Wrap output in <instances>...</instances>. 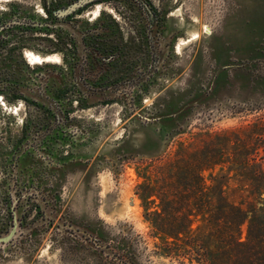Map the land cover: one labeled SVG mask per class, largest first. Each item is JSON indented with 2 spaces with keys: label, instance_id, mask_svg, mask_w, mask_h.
Listing matches in <instances>:
<instances>
[{
  "label": "rangeland",
  "instance_id": "1",
  "mask_svg": "<svg viewBox=\"0 0 264 264\" xmlns=\"http://www.w3.org/2000/svg\"><path fill=\"white\" fill-rule=\"evenodd\" d=\"M40 1L45 0H17V6L26 14H42L40 6L37 12L32 10ZM149 1L163 16L164 40L172 41L168 72L156 87L141 90L138 103H132V90L122 89V103L78 109L65 125L61 120L60 132L74 133L78 143L70 148L75 159L86 165L66 173L57 187L50 188L54 197L50 199L58 218L75 229L31 214L15 242L0 247V264H109L89 242L98 250L112 248L136 264H201L194 255L168 252L172 239L152 225L160 200L155 194L142 196L147 187L157 191L162 185L170 193L169 170L182 163L180 157L205 150L210 140L222 150L219 163L200 170L205 186L221 184L225 197L243 208L264 197L258 191L263 181L251 178L264 165V0ZM7 3L0 1V12ZM114 7L124 12L119 19L123 39L135 40L137 33L123 2L111 0L100 6L109 15L115 13ZM98 9L92 5L78 19L91 22ZM42 23L41 40L31 44L33 37H27L26 45L44 54L56 51L46 28L66 29L68 24ZM25 55L34 67L43 61H50L44 67L57 65V55L30 50ZM195 94L201 96L193 101ZM1 99L0 114L15 137L21 132V117H35L37 112L26 105L24 110L23 106L9 110ZM190 100L191 110L174 128L161 130L152 124L151 115L159 109ZM2 198L0 191V231L6 225ZM90 228L101 231L105 240L90 235ZM163 229L172 228L168 223Z\"/></svg>",
  "mask_w": 264,
  "mask_h": 264
},
{
  "label": "flooded vegetation",
  "instance_id": "2",
  "mask_svg": "<svg viewBox=\"0 0 264 264\" xmlns=\"http://www.w3.org/2000/svg\"><path fill=\"white\" fill-rule=\"evenodd\" d=\"M3 1L9 3L0 12V97L9 110L14 106L24 110L26 105L37 115L21 117V132L13 137L9 122L0 114V191L6 209V225L0 233L12 226L14 211L20 214V227L31 214L42 220L46 213L57 215L49 189L57 187L66 173L86 165L75 159L70 148L78 143L73 141L74 133L67 135L64 127L60 132L61 120L65 125L78 109L122 103V89L134 92L132 103L142 101L141 90L156 87L168 72L173 49L172 41L164 40L163 16L149 0H118L128 8L126 17L137 33L135 40L122 37L121 8L114 7L111 15L100 8L111 0H91L64 16L58 11L77 0L40 1L32 10L37 12L40 6L43 13L34 15L21 10L17 0ZM92 5H99L97 13L82 24L80 14ZM43 21L68 24L66 29L46 28L56 50L46 54L26 45L27 37H33L31 44L41 40ZM26 50L57 55V65L44 67L50 61H43L34 67ZM160 111L151 115L154 121Z\"/></svg>",
  "mask_w": 264,
  "mask_h": 264
},
{
  "label": "trees",
  "instance_id": "3",
  "mask_svg": "<svg viewBox=\"0 0 264 264\" xmlns=\"http://www.w3.org/2000/svg\"><path fill=\"white\" fill-rule=\"evenodd\" d=\"M200 96L195 94L192 100ZM192 100L181 105L178 102L168 105L152 124L159 125L161 130L174 128L191 110L189 104ZM210 141L205 150L202 148L180 157L178 161L182 163L169 170L167 182L171 187L170 193L169 187L167 191L163 185V189L158 186L157 191L147 187L142 197L155 194L160 200L159 210L152 213V225L166 238L172 239L166 246L170 254L194 255L201 264H264V197L259 199L260 202L243 208L225 197L221 184L205 186L200 170L219 163L218 154L222 150ZM258 169L253 171L251 178L263 181L258 187L261 195L264 194V165L261 167L260 164ZM195 222L197 225L192 227ZM168 223L172 229L165 231L163 227ZM87 232L100 242L105 240L101 231L90 228ZM87 244L109 264H136L112 248L98 250L92 243Z\"/></svg>",
  "mask_w": 264,
  "mask_h": 264
},
{
  "label": "water",
  "instance_id": "4",
  "mask_svg": "<svg viewBox=\"0 0 264 264\" xmlns=\"http://www.w3.org/2000/svg\"><path fill=\"white\" fill-rule=\"evenodd\" d=\"M89 1H91V0H77V1L73 2L72 4H70L68 7H66L65 9L59 10L58 15L64 16L68 13H71ZM19 215L20 214H18L17 211L13 212L12 226L9 228V230L7 232H5V233L3 232L2 234H0V247H6L9 244H12L13 242H15V240L18 238V236L26 230V229L20 227ZM45 217H46L47 221H48V219H52L56 224H58L60 226V228L70 227L71 229H75V226H73V225H70L68 223L64 224L63 220L58 218L57 215L50 216L46 213Z\"/></svg>",
  "mask_w": 264,
  "mask_h": 264
},
{
  "label": "bare ground",
  "instance_id": "5",
  "mask_svg": "<svg viewBox=\"0 0 264 264\" xmlns=\"http://www.w3.org/2000/svg\"><path fill=\"white\" fill-rule=\"evenodd\" d=\"M1 103L7 106V104L3 101V99H1Z\"/></svg>",
  "mask_w": 264,
  "mask_h": 264
},
{
  "label": "crops",
  "instance_id": "6",
  "mask_svg": "<svg viewBox=\"0 0 264 264\" xmlns=\"http://www.w3.org/2000/svg\"><path fill=\"white\" fill-rule=\"evenodd\" d=\"M208 96V95H207ZM204 99V98H203Z\"/></svg>",
  "mask_w": 264,
  "mask_h": 264
}]
</instances>
